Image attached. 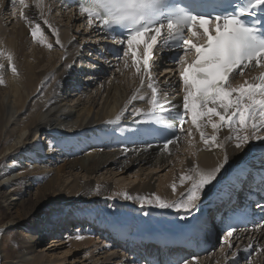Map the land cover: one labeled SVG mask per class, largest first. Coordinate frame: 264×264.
<instances>
[{
  "label": "bare ground",
  "instance_id": "obj_1",
  "mask_svg": "<svg viewBox=\"0 0 264 264\" xmlns=\"http://www.w3.org/2000/svg\"><path fill=\"white\" fill-rule=\"evenodd\" d=\"M26 2L29 5L27 9L20 4L17 6L18 1L17 8L16 6L11 8L9 0H0V52L4 53L0 56V64L4 65V68L0 69V76L4 79V84L0 85V136L4 133L6 150L9 151L5 157L8 161H13V168L17 169L18 176L10 180L13 170L1 172V207L7 215V224L10 225L0 226V237L4 234L2 231L5 228L16 227L15 233L19 241L15 246L12 245L10 250L0 247V264H4L3 261L8 264H46L50 255L54 256L58 249L65 247L68 249L64 254H72L74 251L75 255H79L86 252L90 246L96 248L97 255L89 256L87 253L82 257L73 256L71 258L75 260L73 264H126L123 259L127 258L115 252L114 246L110 243L108 245L104 240V236L111 237L115 234L106 224L101 223L98 226L96 214H79L76 210H71L69 213L61 214L55 223L42 217V212L46 208L57 211L63 205L73 203L82 204L79 208H85L89 202L105 200L113 209L120 202L122 204L117 208L128 212L148 211L156 216L160 214L173 219L174 216L180 215L173 209L167 211L150 207L141 208L138 200H124L122 197L125 193L133 197L154 198L158 195L173 202L182 198V194L189 187L190 182L180 184L182 176L193 174L196 170L211 171L222 160L225 151L230 154L233 162L242 158L250 160L252 157L245 155L247 148L242 152L233 150L234 142L227 138L234 136V129L230 131L222 127L217 133L221 143L225 145L224 150L214 146L209 148L204 145L199 132L193 128L190 121L185 124L186 136H181L180 140L171 144L167 150L145 145L139 138L138 129L147 125L135 123L142 117H137L134 113L137 109L142 113L151 110L149 77L145 75L143 83L141 82V75L135 72L131 57L126 58L129 67L125 68L123 62L116 67L108 68L106 73L90 71L87 66L95 67L91 63L80 67V64L76 63L78 57L81 60L86 57V61L94 62L93 59L99 50L96 40L93 43L84 39L87 34V37L93 40L90 35L94 32L86 26L87 22H83V17H79L73 11H66V19L63 20L62 17L59 21L52 14L56 10L53 0ZM7 8L9 16L13 18L11 23H6V18L3 17ZM12 10L18 15L11 13ZM21 12L26 14L27 20L21 18ZM16 16L19 17L16 19ZM45 20L49 22L51 29L44 24ZM80 22H83L84 29L81 28ZM36 23L41 25L47 42L53 44L51 49L32 39L30 31ZM52 29L58 36L53 34ZM73 32L78 33L80 41L74 37ZM57 38L62 47L55 43ZM8 55L13 57L12 61L7 59ZM102 61L98 57L95 63L101 65ZM74 63H76L74 69L80 75L69 67ZM12 64L17 68L16 74L11 72ZM177 71L179 69L168 71L165 76H161L163 81L160 82L151 75V82L158 88L162 103L170 110L182 107L184 93ZM257 75L252 74L231 84L238 87L245 84V81L256 82ZM166 80L176 84L179 90L176 100L169 97L174 91L168 94L160 87V84L167 85ZM40 94L42 96H39ZM133 96L137 98L132 100ZM99 97L104 99L103 103H99ZM169 101L170 104L167 103ZM55 108L58 111L52 115ZM31 109L34 111H29ZM164 113L169 111L158 110L155 115ZM46 115L52 117L44 123L42 118ZM156 118L160 117L155 116V120ZM69 120L72 122L71 125L67 124ZM189 129L192 130L191 136L188 135ZM26 130L29 131V135L24 138ZM56 130L63 131L56 135ZM49 131H54V134L52 132L45 145H40L38 140ZM205 131L209 136L213 134L210 126ZM119 136L125 142L123 147L117 143L120 140ZM185 149L191 156L184 159L185 164L179 169L182 173L176 174L175 167L182 160L181 151ZM151 168L154 174L152 177L146 172ZM115 169L122 171V174H128L135 169L140 182L125 188L120 184L113 187L105 180L95 181L102 173L108 175ZM157 170L170 171L171 174L160 178L161 183L156 189L152 181L154 176L158 175V172L155 173ZM78 173L87 174V180L79 178ZM143 176L145 177L141 181ZM7 177L10 181L5 182ZM173 184L177 185L175 193L172 192ZM32 185L38 186L39 193L31 198ZM231 185L232 182H225L220 186L223 191H216L215 194L206 193L197 202L199 211L192 213V221L178 218L170 222V230L151 233L146 230L138 237L142 240L139 243L143 244L152 237L159 240L168 235L174 237L186 233L190 231V224L197 221V217L200 218V224L204 223L213 214L216 205L225 200ZM20 186H26L27 192L22 193ZM17 194L19 197L14 198ZM49 213L45 211V214ZM71 221L74 225L72 229L66 230L68 233L64 235L65 239L53 241L56 245L45 244L52 236L49 232L52 226L60 223V226L65 227L66 223ZM86 222L91 223V227H98L103 234L102 238H99L100 243L90 236L86 228H78ZM78 234L84 235L85 238L75 239ZM223 239L224 236L202 257L195 261L189 260V264H245L241 252L247 251L250 244L255 250L264 248V230L242 235L231 242L232 248L225 246ZM0 243L3 244V241L0 240ZM102 243L106 246L104 247ZM50 250L52 254L47 253ZM232 252L236 254L228 255ZM255 253L251 264H264V251ZM59 262L61 261L53 260L51 264Z\"/></svg>",
  "mask_w": 264,
  "mask_h": 264
},
{
  "label": "snow or ice",
  "instance_id": "obj_2",
  "mask_svg": "<svg viewBox=\"0 0 264 264\" xmlns=\"http://www.w3.org/2000/svg\"><path fill=\"white\" fill-rule=\"evenodd\" d=\"M16 2L17 0H9L10 7L14 8ZM19 4L25 9L29 7L26 0H19ZM197 6L184 0H84L80 4V13L86 15L89 26L93 25L94 20H99L108 30L120 27L126 31V35L118 38V43L123 48L113 55L123 59L125 68L129 67L126 58L131 57L132 65L135 66V72L141 75L142 83L145 75L149 77L151 110L142 113L137 109L134 113L135 116L142 117L135 123L147 125L138 129L140 139L159 136L163 138V148L167 150L171 144L180 140L183 126L190 120L204 145L209 148L214 146L224 150L225 145L221 143L217 133L222 127H227L230 131L234 129V136L227 138L234 142L233 150L242 152L247 148L245 155L252 157L250 160L242 158L233 162L230 154L225 151L222 160L211 171L196 170L193 174L182 176L180 184L190 182L189 187L182 198L173 202L158 195L154 198L133 197L125 193L122 197L124 200H138L141 208L173 209L180 214L178 218L185 221H192V213L199 211L197 202L206 193L223 191L220 186L233 181L234 173H237L242 163L247 164V168L241 169V174L236 175L235 180L243 184L248 178L255 179L259 173L261 184L264 185V151L260 152L259 158L253 154L254 148L264 150V75L258 78V83L245 81V84L238 87L229 83L234 72L243 76L244 70L250 65L264 68V0H214L213 14L210 15L190 11ZM20 16L28 19L23 12ZM44 24L51 29L47 20ZM52 31L58 36L54 29ZM30 35L47 48L53 47L52 43L47 42L39 23L31 28ZM162 37L166 45L183 50L173 61L179 66L184 94L182 108L175 114L179 121V131L171 134L167 128H159L153 122L158 110L170 111L162 103L158 88L151 82L153 50ZM196 37L201 42H194L193 38ZM55 43L62 47L58 38ZM3 55L0 52V56ZM7 59L12 61L13 57L8 55ZM3 68L4 65L0 64V69ZM11 72L17 73L15 64L11 65ZM2 84L4 79L0 76V85ZM136 98L133 96L132 100ZM167 103L170 104V101ZM119 119L118 116L117 121ZM208 126L213 130L211 136L205 131ZM188 135H192L191 129ZM176 191L177 185L173 184L172 192ZM260 191L264 193V187ZM255 207L264 214V199L257 200ZM143 215L150 213L145 211ZM199 219L197 217V221L190 224V231L207 234L210 229L206 223L200 224ZM262 226L264 215H261V222L257 227ZM236 231L237 228L232 226L225 230L222 242L228 248L233 247L228 238L233 237ZM84 238L82 234L75 236L77 240ZM246 250L254 249L250 244ZM255 251L259 254L264 248ZM235 254L232 252L228 255ZM196 259L190 258L192 261ZM180 264H189V260H182ZM245 264H251V261L246 259Z\"/></svg>",
  "mask_w": 264,
  "mask_h": 264
},
{
  "label": "rangeland",
  "instance_id": "obj_3",
  "mask_svg": "<svg viewBox=\"0 0 264 264\" xmlns=\"http://www.w3.org/2000/svg\"><path fill=\"white\" fill-rule=\"evenodd\" d=\"M17 1H18L17 6H19V0H17ZM52 3L54 4V2H52ZM17 6H16V8H17ZM54 7H55V4H54ZM16 8L14 10H16ZM7 13H8V16H7ZM52 14L54 16H56L57 17V20H59V21L62 20L61 19L62 17H63V20H65L66 17H67L66 14H64L59 9H56L54 12H52ZM72 14L75 16V14L73 12H72ZM9 15L10 14L8 12V9H7V11H5V14L3 16V17L6 18V21H5L6 23H11V21L13 19L12 16H9ZM18 17L19 16H16L15 18L17 19ZM76 17H78V16H76ZM65 23L66 22L64 21V24ZM80 24H81V28H83L84 27V24L82 22H80ZM80 24L78 26H80ZM89 31H88V33H89ZM83 33H84V31H83ZM73 34H74V32H73ZM89 35L90 34H88V36ZM90 36L93 37V34H91ZM74 37L78 38L77 40L80 41L79 40V37L80 36L78 35V33L77 34H74ZM87 38L88 37H87V34H86L85 37H84V39L85 40H88V41H92L93 43H95L94 40H90L89 38L88 39ZM29 51L32 52V49L29 48ZM89 55L94 56L95 54L89 53ZM97 58H98V56H96L95 59H93L94 62L88 61L91 64L95 65V67H91L90 65L87 67V68L90 69V71H94L96 67L100 66L99 64L95 63V60ZM76 60H78V62H76V63L79 64V62H80V67H81L83 65V61H86L87 58L84 57L83 60H81L78 57V59H76ZM76 63H74V64H76ZM162 81H163V79H162ZM39 96H42V94H40ZM98 100H99V103H103L104 102V99L101 98V97H99ZM56 110L58 111L57 108H55L52 111V115H53V113ZM29 111H34V110L31 109ZM52 115L50 117H52ZM50 117L47 116V115L44 116L42 118V122L47 123V121H48V119ZM68 123H69V125L72 124V122L70 120H69V122H67V124ZM54 131H51V132L49 131L48 134L42 135L40 137V139L38 140V143L40 145H43V144L45 145L47 143V141H48L49 136L52 134V132L54 134ZM62 131L63 130H56V135L57 134L58 135L61 134ZM26 135L27 136L29 135V131L28 130H26V134H24V138L26 137ZM118 138L120 140H122L120 138V136ZM33 140H35V139H33ZM8 153H9V151L6 150L5 135H4V133H2V135L0 136V176L2 174L1 172H8L10 170H13V173L10 174L11 175V179L10 180H14V179L18 178V176L16 175L17 174V169L16 168H13V161H8L6 159L5 155H7ZM181 155L182 156H181L180 159H182V160H180L177 163L176 167H175V171L177 170L176 171V174H177V172L178 173H182L179 169L182 167V165L185 164V160L184 159H186L189 156H191V155H189V154L186 153V149L181 151ZM143 168H146V167L143 166ZM3 169H4V171H3ZM112 172L113 173L108 174V175L106 173H102L101 175H99L96 178L95 181L96 182H100V180H105V181L109 182L113 187H116L118 184H120V186H125V188H129V186H131L133 184H137V183L140 182V178H137L136 177L135 169H133L132 171L128 172V174H122L123 173L122 171H117L116 169L114 171H112ZM146 172H148L151 177L154 175L152 168H151V170L150 169L149 170H146ZM157 172H158V175L157 176H154V179L152 181L154 183L156 189L158 188V185L161 183L160 178H164L165 176L171 174L170 171L161 172V171H158L157 170L155 173H157ZM78 176L82 180H87V178H88L87 177V174L85 175L84 173H78ZM144 177L145 176L142 177L141 181L144 179ZM8 180H9V178L7 177L5 179V182L8 181ZM25 188H26V186L25 187H23V186H20L19 187V189L22 191V193L27 192V189H25ZM37 188H38V186L37 187H34V185H32V191L30 193L31 198L32 197H35L36 194L39 193V190ZM155 192H156V190H155ZM18 195L19 194L15 195L14 198L19 197ZM121 204L122 203L118 202L117 207H120ZM80 205H82V204H77V203L76 204L73 203L71 205L70 204H66V205H63V207L61 209H57V211H51L50 208H46L42 212V217H44L45 219H49V220H51V221H53V222L56 223L57 220H58V218L61 216V214H63V213H69L71 210H76V213H79V214H90V213H94V214H96V217H97L96 220L98 221L97 222L98 223V226H100L101 223L104 224V225L105 224L106 225H110V224L111 225H115V224L120 225L121 224V225H124L126 228H129V229L131 227V229H133V231L135 233H137V234L138 233H141L142 234L145 230L150 231V232H159V231L170 230L171 229L170 228L171 227L170 226V222H173V220L178 219V217H179V216H174L175 219H173L171 221L172 218H167L165 216H161L160 214L158 216H156V215H154L152 213L150 215H143V213L145 211L144 212L143 211L142 212H138V211L130 210L128 212V211H125L124 209L122 210L121 208H117V207L115 209H113V208H110V205L106 204V201L105 200H100V202H98V201L97 202H94V201L93 202H89L88 204H86L85 208H79ZM1 206H2V204H1V199H0V226L8 225L7 224V222H8L7 215H6L4 209ZM45 211H49L50 213L49 214H45ZM5 229L2 231L4 234L0 237V240L3 241V244L0 243V247H1V249H2V247H4V248H8V250H10L12 248L11 247L12 245L15 246L17 244V242H19L18 239H17L18 236L15 233L16 232V227H11V228L6 229V230ZM87 231L89 232V234H90V236L92 238L96 239V241L100 243L101 239L99 240V238H102L103 235H102V233H97V232H100L98 230V227H96V229H94L93 227H92V229L87 227ZM65 237H63L60 240L58 239V240L61 241V240L65 239ZM53 241H56V240H54L52 238V236H51L50 239H49V241H45V244L46 245H49V244H55L56 245V243L53 242ZM107 244L109 245V242H107ZM46 245H44V249H45V246ZM103 246L105 247L106 244H103ZM64 248L63 249L56 250L54 256H51L50 255L49 259L46 261V264H51V262L53 260H60L61 262H59V264H73V262L75 261V260H71V258L73 256L82 257L83 255H85L87 253L89 254V256H94L95 254L97 255L96 248L94 246L93 247L90 246L87 249L86 252H82L79 255H75L74 254V251H73L72 254H69V253L68 254H64V253H66V251L68 249V248L67 249L66 248L64 249ZM47 253H49V254L51 253L52 254V251L51 250L50 251H47ZM3 262H4V264H8L5 261H3ZM54 264H57V263H54ZM76 264H80V263H76Z\"/></svg>",
  "mask_w": 264,
  "mask_h": 264
}]
</instances>
